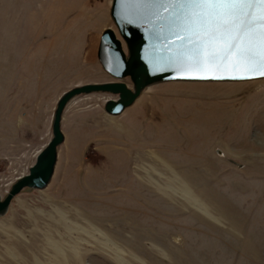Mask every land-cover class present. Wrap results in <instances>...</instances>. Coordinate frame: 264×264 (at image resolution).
<instances>
[{"label": "rangeland", "instance_id": "rangeland-1", "mask_svg": "<svg viewBox=\"0 0 264 264\" xmlns=\"http://www.w3.org/2000/svg\"><path fill=\"white\" fill-rule=\"evenodd\" d=\"M111 0H0V195L101 69ZM130 85V84H129ZM80 95L49 184L0 217V264H264V80Z\"/></svg>", "mask_w": 264, "mask_h": 264}, {"label": "water", "instance_id": "water-1", "mask_svg": "<svg viewBox=\"0 0 264 264\" xmlns=\"http://www.w3.org/2000/svg\"><path fill=\"white\" fill-rule=\"evenodd\" d=\"M160 16L166 15L163 9ZM109 18L114 26L100 35L97 60L101 69L112 79L104 83L76 86L58 98L51 119V138L38 153L28 174L15 180L8 192L0 195V217L5 216L13 198L23 190H43L50 182L57 161L58 147L63 143L61 118L67 103L74 97L105 94L114 98L106 100L103 111L118 116L139 98L141 93L163 83H241L264 80V76L231 79L240 73L204 72L178 73L170 58L177 47V38L170 37L166 25L155 16L147 14L134 4L124 6L122 0H111ZM220 76V79H195L189 76ZM130 84V85H129Z\"/></svg>", "mask_w": 264, "mask_h": 264}, {"label": "snow or ice", "instance_id": "snow-or-ice-1", "mask_svg": "<svg viewBox=\"0 0 264 264\" xmlns=\"http://www.w3.org/2000/svg\"><path fill=\"white\" fill-rule=\"evenodd\" d=\"M166 25L177 47L170 63L178 73H240L264 76V0H122ZM160 9L166 13L159 15ZM220 79V76H189Z\"/></svg>", "mask_w": 264, "mask_h": 264}, {"label": "bare ground", "instance_id": "bare-ground-1", "mask_svg": "<svg viewBox=\"0 0 264 264\" xmlns=\"http://www.w3.org/2000/svg\"><path fill=\"white\" fill-rule=\"evenodd\" d=\"M99 45V44H98ZM98 50V49H97ZM54 172V171H53ZM52 178V177H51Z\"/></svg>", "mask_w": 264, "mask_h": 264}]
</instances>
